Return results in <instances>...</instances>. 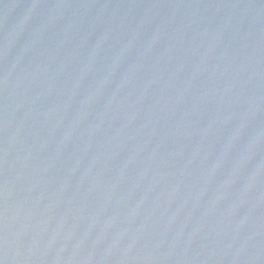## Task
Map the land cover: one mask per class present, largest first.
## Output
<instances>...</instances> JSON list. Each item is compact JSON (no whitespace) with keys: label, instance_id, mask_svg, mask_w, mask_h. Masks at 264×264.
Here are the masks:
<instances>
[{"label":"water","instance_id":"95a60500","mask_svg":"<svg viewBox=\"0 0 264 264\" xmlns=\"http://www.w3.org/2000/svg\"><path fill=\"white\" fill-rule=\"evenodd\" d=\"M0 264H264V0H0Z\"/></svg>","mask_w":264,"mask_h":264}]
</instances>
